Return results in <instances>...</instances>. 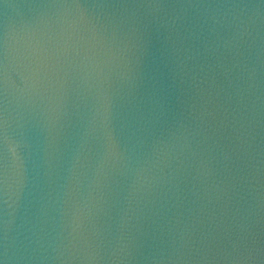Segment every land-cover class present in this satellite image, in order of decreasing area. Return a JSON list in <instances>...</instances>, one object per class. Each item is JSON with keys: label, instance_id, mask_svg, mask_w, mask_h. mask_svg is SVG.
I'll use <instances>...</instances> for the list:
<instances>
[{"label": "water", "instance_id": "95a60500", "mask_svg": "<svg viewBox=\"0 0 264 264\" xmlns=\"http://www.w3.org/2000/svg\"><path fill=\"white\" fill-rule=\"evenodd\" d=\"M47 5L89 8L81 19ZM132 23L142 51L129 85L119 73ZM106 86L115 134L133 156H109L107 176L96 170L101 140L83 135ZM5 99L27 177L12 228L45 244L31 258L5 257L0 134L4 264H60L40 257L52 255L46 234L69 222L83 224L77 255L99 238L108 249L118 233L135 237L132 259L97 264H264V0H0V122ZM134 161L150 187L127 202Z\"/></svg>", "mask_w": 264, "mask_h": 264}, {"label": "clouds", "instance_id": "9594fccd", "mask_svg": "<svg viewBox=\"0 0 264 264\" xmlns=\"http://www.w3.org/2000/svg\"><path fill=\"white\" fill-rule=\"evenodd\" d=\"M56 9H68L74 8L79 10V15L83 19L86 15V10L89 7L86 6H44ZM130 16H134L135 13H129ZM234 19L238 22V28L243 31L240 35L243 36L244 31L247 30V21L244 20L243 12L233 13ZM114 27L116 22H112ZM101 27H104L101 25ZM123 39V51L131 53V58H125L124 71L119 73L120 78L132 85L138 74L139 55L142 51V42L140 40L138 30L134 23L129 25V28L124 32ZM113 38L115 35L113 33ZM116 96L110 91V86H106L103 90L98 89V94L94 97V102L88 107L87 118L83 127L84 137L95 135L102 142L103 150L99 154L97 160L96 170L103 171L104 175L107 176L108 172L105 170L107 164V158L112 157L113 163L122 160H133L131 150L125 153L121 149L119 140L115 134L114 127L112 124L113 108L115 105ZM8 100L5 99L4 115L3 120L0 122V134L3 137L4 145V173H3V203L7 209L4 219V254L6 259L10 260H22L31 258V253H35L42 249L45 244V237L40 236L38 233L31 231L27 234L19 236L14 232L12 228L13 223V212L17 202L20 200L22 193L24 192L25 185L27 183L25 160L20 155L18 146L20 140L17 139L10 131V123L8 119ZM137 167L132 168V183L129 189V195L125 197L128 202L132 194L139 191L138 186L150 187V182L146 176L142 177L141 173L144 170V165L139 161H134ZM96 179V172H93L92 181ZM71 181V169L70 177ZM66 189L70 187L65 186ZM66 194V193H65ZM137 203L139 197H137ZM131 211V205L125 210L126 219L131 220V215L128 213ZM125 221L122 220L121 225H124ZM67 228V232L64 229ZM83 228V224L78 223L72 225L69 222L67 225H62L60 231L53 234L47 235V249L51 250V256H42L41 259H51L59 261L60 264H70L74 260H86L91 264H97L98 261H127L132 259V250L134 247L133 241L135 237L129 235L125 239L123 233H118L114 237V242L111 243L108 249H104L102 246V238L97 239L95 247L87 251L84 255H77L76 249L78 244V235L80 230ZM61 233H64L61 235ZM95 236L99 237V230H95ZM91 247V246H90ZM102 252H106L107 255H103ZM0 264H4L0 261Z\"/></svg>", "mask_w": 264, "mask_h": 264}]
</instances>
